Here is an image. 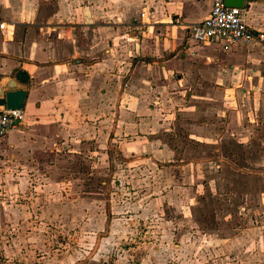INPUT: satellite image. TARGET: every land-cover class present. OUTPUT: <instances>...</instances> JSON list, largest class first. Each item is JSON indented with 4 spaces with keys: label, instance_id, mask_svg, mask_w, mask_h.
<instances>
[{
    "label": "crops",
    "instance_id": "0c3cea01",
    "mask_svg": "<svg viewBox=\"0 0 264 264\" xmlns=\"http://www.w3.org/2000/svg\"><path fill=\"white\" fill-rule=\"evenodd\" d=\"M211 2L0 0V81L26 90L4 150L41 163L61 148L103 158L113 122L121 157L179 161L195 175L204 160L217 188L227 181L218 160L228 157L251 184L264 174V0L243 5L263 38L228 49L188 36Z\"/></svg>",
    "mask_w": 264,
    "mask_h": 264
},
{
    "label": "rangeland",
    "instance_id": "374dc122",
    "mask_svg": "<svg viewBox=\"0 0 264 264\" xmlns=\"http://www.w3.org/2000/svg\"><path fill=\"white\" fill-rule=\"evenodd\" d=\"M113 125L103 158H13L0 139V264H264V174L224 157L217 188L204 160L121 157Z\"/></svg>",
    "mask_w": 264,
    "mask_h": 264
},
{
    "label": "built area",
    "instance_id": "2783aa9c",
    "mask_svg": "<svg viewBox=\"0 0 264 264\" xmlns=\"http://www.w3.org/2000/svg\"><path fill=\"white\" fill-rule=\"evenodd\" d=\"M243 15V7L227 6L224 0H212L208 15L188 25V36L197 42H219L224 49L241 41L248 43L263 38V34L255 33L247 25ZM3 25V22H0V28H3ZM21 119V109L0 105V137L9 129L16 128Z\"/></svg>",
    "mask_w": 264,
    "mask_h": 264
},
{
    "label": "water",
    "instance_id": "95a60500",
    "mask_svg": "<svg viewBox=\"0 0 264 264\" xmlns=\"http://www.w3.org/2000/svg\"><path fill=\"white\" fill-rule=\"evenodd\" d=\"M245 0H224L227 6L243 7ZM26 96L25 87L18 85L14 79L9 78L6 82L0 81V105L7 108H19L23 106Z\"/></svg>",
    "mask_w": 264,
    "mask_h": 264
}]
</instances>
